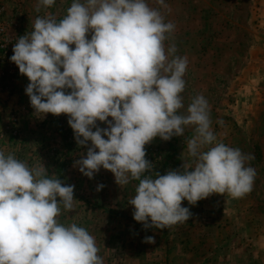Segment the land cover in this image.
Masks as SVG:
<instances>
[{
    "label": "clouds",
    "instance_id": "9594fccd",
    "mask_svg": "<svg viewBox=\"0 0 264 264\" xmlns=\"http://www.w3.org/2000/svg\"><path fill=\"white\" fill-rule=\"evenodd\" d=\"M154 2L168 10L166 0ZM55 3L36 0L35 11ZM174 30L148 0H71L59 20L37 16L10 57L28 78L25 93L35 113L67 114L77 144L87 147L75 161L83 175L92 178L102 167L120 186L138 181L128 203L145 229L188 221L192 213L183 200L195 205L213 193L241 198L256 175L246 166L250 154L217 139L202 94L185 107L188 59L176 54L175 44L165 45ZM189 127L191 162L144 176L152 167L145 145L182 136ZM73 192L74 185L50 178L42 164L29 168L0 151V264H104L86 229L56 219L61 207L73 210Z\"/></svg>",
    "mask_w": 264,
    "mask_h": 264
},
{
    "label": "rangeland",
    "instance_id": "374dc122",
    "mask_svg": "<svg viewBox=\"0 0 264 264\" xmlns=\"http://www.w3.org/2000/svg\"><path fill=\"white\" fill-rule=\"evenodd\" d=\"M148 3L175 25L165 45L175 44L176 54L188 59L185 107L197 94L207 99L217 139L252 156L246 161L256 172L252 191L235 199L213 193L195 205L183 200L192 213L188 221L145 229L128 203L138 181L120 186L110 170L101 167L92 178L78 170L75 161L87 147L77 144L67 114L39 117L25 93L28 78L10 60L14 44L33 30L37 16L51 13L59 20L71 0H56L40 12L36 0H0V151L29 168L42 164L50 178L74 185L73 210L61 207L56 219L86 229L104 264H264V0H166L168 10ZM193 134L189 127L182 136L146 144L152 167L143 175H163L190 163L186 141ZM43 145L56 150L39 153ZM146 236L155 243L144 242Z\"/></svg>",
    "mask_w": 264,
    "mask_h": 264
},
{
    "label": "crops",
    "instance_id": "0c3cea01",
    "mask_svg": "<svg viewBox=\"0 0 264 264\" xmlns=\"http://www.w3.org/2000/svg\"><path fill=\"white\" fill-rule=\"evenodd\" d=\"M28 120L31 121L30 119H28ZM42 120H43V119H42ZM26 124H27V122L24 120V121H23V126H25ZM47 140H48V139H47ZM47 140H46L45 143H47ZM41 147H42V146H41ZM51 150H53V151L55 152L56 149H55V148H52V149L48 150V149H46L45 146L43 145V148H39V149H38V152H39V153H42V154H46V153L48 154Z\"/></svg>",
    "mask_w": 264,
    "mask_h": 264
},
{
    "label": "trees",
    "instance_id": "16d2710c",
    "mask_svg": "<svg viewBox=\"0 0 264 264\" xmlns=\"http://www.w3.org/2000/svg\"><path fill=\"white\" fill-rule=\"evenodd\" d=\"M255 148H257V147L255 146ZM256 155H257V158L260 157V153H259V151H256Z\"/></svg>",
    "mask_w": 264,
    "mask_h": 264
},
{
    "label": "built area",
    "instance_id": "2783aa9c",
    "mask_svg": "<svg viewBox=\"0 0 264 264\" xmlns=\"http://www.w3.org/2000/svg\"><path fill=\"white\" fill-rule=\"evenodd\" d=\"M2 10H3V7H2V6H0V14H1ZM0 47H2V45H1V44H0ZM0 77H1V76H0Z\"/></svg>",
    "mask_w": 264,
    "mask_h": 264
}]
</instances>
